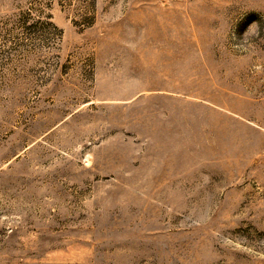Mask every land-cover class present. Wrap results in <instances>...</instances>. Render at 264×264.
Masks as SVG:
<instances>
[{
    "label": "rangeland",
    "instance_id": "rangeland-1",
    "mask_svg": "<svg viewBox=\"0 0 264 264\" xmlns=\"http://www.w3.org/2000/svg\"><path fill=\"white\" fill-rule=\"evenodd\" d=\"M0 264H264V0H0Z\"/></svg>",
    "mask_w": 264,
    "mask_h": 264
}]
</instances>
